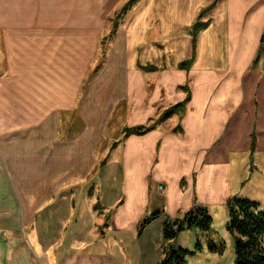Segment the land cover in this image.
<instances>
[{
	"label": "crops",
	"instance_id": "1",
	"mask_svg": "<svg viewBox=\"0 0 264 264\" xmlns=\"http://www.w3.org/2000/svg\"><path fill=\"white\" fill-rule=\"evenodd\" d=\"M125 2L0 0V264H157L264 155V0H137L103 50Z\"/></svg>",
	"mask_w": 264,
	"mask_h": 264
},
{
	"label": "trees",
	"instance_id": "2",
	"mask_svg": "<svg viewBox=\"0 0 264 264\" xmlns=\"http://www.w3.org/2000/svg\"><path fill=\"white\" fill-rule=\"evenodd\" d=\"M137 0H126L122 5L119 14L116 15L112 23V29L109 32V37L112 38L115 35L118 25V17L122 16L126 10ZM201 16V12L198 14L197 21L191 27V35L193 37V46L195 45V37L204 25L198 18ZM264 40V34L262 41ZM192 58L179 63L180 68H187ZM102 63V62H101ZM99 63L95 71L100 67ZM94 71V72H95ZM185 98L167 108L163 114H170L175 110H183L185 104L190 98V94L187 88ZM156 121L149 124H141L123 128V134H143L154 128ZM196 204V203H195ZM226 208L229 214V221L227 223V229L232 234L234 240L235 257L233 264H264V209L260 207L256 201L249 200L247 198H241L238 196L230 197L226 202ZM157 213L151 214L148 219H152ZM211 223V217L208 214V210L200 205H195L181 218L170 219L164 223L163 237L165 241H169L164 245V257L158 264H182L185 261L186 255L190 251L183 248H175L170 245V242L175 238L177 232L186 229L196 230H208ZM199 245V244H198ZM208 248L213 252H221L222 248H218L212 241L208 242Z\"/></svg>",
	"mask_w": 264,
	"mask_h": 264
},
{
	"label": "rangeland",
	"instance_id": "3",
	"mask_svg": "<svg viewBox=\"0 0 264 264\" xmlns=\"http://www.w3.org/2000/svg\"><path fill=\"white\" fill-rule=\"evenodd\" d=\"M124 4V3H123ZM121 4L116 10H114L109 16L105 18V24L110 29L106 35L102 38V48L108 46L109 43H112L114 36L109 37V32L112 29V23L116 19V15L119 14L122 7ZM128 13V11H127ZM127 13L125 12L122 16L118 17L117 30L121 27V23H125L127 20ZM116 30V32H117ZM116 34V33H115ZM106 45V46H105ZM104 57V51L98 57V63H101ZM96 65V66H97ZM95 71V70H94ZM96 72V71H95ZM93 74V73H92ZM104 160H101V164L104 163ZM236 166L232 169V182L234 183L235 178H242L243 184L234 185L233 191L234 196L241 198H247L252 201L259 203L260 207L264 209V155L258 156L257 163L255 166L248 164L247 162L240 163L239 160L235 159ZM245 165V166H244ZM109 171V184H114L111 191H108L105 183L101 185V193L107 197L110 192L111 194L116 195L118 186L120 185V178H117L118 167L116 168L113 165L108 169ZM115 175V176H114ZM237 182V181H236ZM108 184V185H109ZM235 184V183H234ZM96 193L90 194V197L95 196ZM77 199V197H75ZM111 198V197H110ZM208 214L211 217V223L208 230H194L192 229H182L177 232L175 238L170 242V245L175 248H183L190 253L186 255L185 261L182 264H233L235 257L234 250V240L232 234L227 229V223L229 221V214L225 204L222 206H216L208 210ZM212 241V244L216 245L218 248H222L221 252H213L208 248V242ZM169 241H164L162 245V257L158 261L162 260L164 257L163 247L168 244ZM199 244V245H198ZM157 263V264H158ZM144 264V263H141Z\"/></svg>",
	"mask_w": 264,
	"mask_h": 264
},
{
	"label": "built area",
	"instance_id": "4",
	"mask_svg": "<svg viewBox=\"0 0 264 264\" xmlns=\"http://www.w3.org/2000/svg\"><path fill=\"white\" fill-rule=\"evenodd\" d=\"M159 189H162V186L161 185L159 186Z\"/></svg>",
	"mask_w": 264,
	"mask_h": 264
}]
</instances>
